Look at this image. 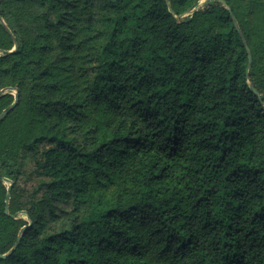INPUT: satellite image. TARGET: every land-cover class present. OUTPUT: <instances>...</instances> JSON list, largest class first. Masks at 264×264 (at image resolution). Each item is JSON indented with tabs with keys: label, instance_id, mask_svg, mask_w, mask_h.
I'll return each instance as SVG.
<instances>
[{
	"label": "trees",
	"instance_id": "obj_1",
	"mask_svg": "<svg viewBox=\"0 0 264 264\" xmlns=\"http://www.w3.org/2000/svg\"><path fill=\"white\" fill-rule=\"evenodd\" d=\"M201 1L0 0V264H264V0Z\"/></svg>",
	"mask_w": 264,
	"mask_h": 264
},
{
	"label": "water",
	"instance_id": "obj_2",
	"mask_svg": "<svg viewBox=\"0 0 264 264\" xmlns=\"http://www.w3.org/2000/svg\"><path fill=\"white\" fill-rule=\"evenodd\" d=\"M206 2H207L206 0L201 1V5L205 4ZM222 2H223V4L227 7V9L229 10V12L232 14V10H231V8H230V7H229L224 1H222ZM194 12H195V10H191V11L185 13L184 15H182L180 18L188 17V16L192 15ZM235 22H236V21H235ZM236 25H237V22H236ZM4 26H5V28L7 29L5 23H4ZM238 29H239V27H238ZM239 32H240V35H241L242 38H243V35H242V33H241L240 30H239ZM243 39H244V38H243ZM14 41H15L14 49H13L12 51L8 52V54H15V53H17L18 50H19V44L17 43V41L15 40V38H14ZM245 45H246L247 50H248V52H249L250 63H251V62H252V55H251V52H250V50H249V48H248V46H247L246 43H245ZM2 53H4V51L0 50V54H2ZM1 93L4 94V93H6V92H5V91H2ZM13 95L15 96V102L11 105V107H10V111H12V110L16 107V105L18 104V102H19V93H18L17 90H15V92H14ZM5 115H6V112H3V113L0 115V121L5 117ZM11 189H12V184L8 187V197L10 196ZM8 205H9V200L6 201V210H5V214H6V215H9ZM31 225H32V221H30V224H29L28 226H31ZM26 228H27V227H24V228H23V231L26 230ZM20 240H21V236L19 237L18 244H19ZM18 244L13 248V250H12L11 252H9V253H7V254H4V255H0V258L5 259V258H7L9 255H11V254L16 250V248L18 247Z\"/></svg>",
	"mask_w": 264,
	"mask_h": 264
}]
</instances>
